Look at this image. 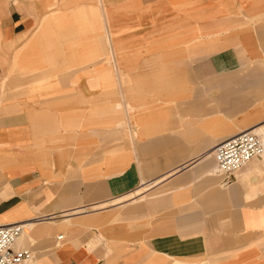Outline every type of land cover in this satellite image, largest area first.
I'll use <instances>...</instances> for the list:
<instances>
[{
	"label": "crops",
	"instance_id": "0c3cea01",
	"mask_svg": "<svg viewBox=\"0 0 264 264\" xmlns=\"http://www.w3.org/2000/svg\"><path fill=\"white\" fill-rule=\"evenodd\" d=\"M140 1L143 6L156 2L161 5V9L168 12L169 17L165 15L161 24L164 32L165 30L172 32L179 28L183 22L175 18L179 17L181 12L189 13L190 16L195 12L193 7L201 2L204 5L218 2L220 16L214 19L212 17L209 20L210 25L216 23L226 29L237 27L236 35L239 36H244L242 31L244 27H238L240 21L233 20V16L237 17L241 14L250 18L264 14L261 9L253 16L249 14L246 9L248 6L244 4L245 0H240V11L238 3L235 13H229L233 12L229 9V5H232L231 0H154L150 1L151 3L148 0ZM96 2L103 6L102 0ZM128 7L131 5L129 4ZM24 15L14 9L7 17L0 16L5 41L25 40L27 34L24 33L30 32L33 22L31 17L26 18ZM87 19L86 17L81 22ZM53 23L52 19L44 23L42 30L37 33L40 40L45 38L46 28L50 25L52 27ZM154 24L158 25L156 22ZM253 24L252 37L247 43L238 42L228 48L227 43L218 42L211 47H205L200 54L193 51V54L184 57L182 60H188L190 71L188 70L186 83L175 86L174 89L180 86L197 96L211 92L217 94L218 88L223 86L218 80L219 77L235 72L242 66L255 65L257 60L263 59L264 21ZM123 26L124 29H131V32L122 38L110 37L108 28H105L104 36L101 38L105 42L104 49L108 56L113 58L114 55L115 64L120 62L118 69L123 70L129 77L137 74L132 71L126 72V64L127 67L130 66L131 61L139 57V77L142 80L158 78L160 72L158 69L155 71L148 69L147 66L152 45L157 55L162 51L165 59L171 61V65L164 66L166 70H174L178 67L174 62H179L181 58H175L172 53L173 48L183 41L186 43V40L190 43L192 39L188 36L181 42L180 36H165V33L163 36L157 33L155 36L151 35L155 29L151 30L153 23L148 13L126 17ZM137 26L140 27L138 34L132 30ZM195 27L194 24L187 22L188 31ZM57 35L58 33H55L47 41H43V45L46 44L42 46V56L46 57L48 62L37 65V69L30 72L34 78L25 82V85H34L37 89L41 86L45 88L54 82L61 83L65 77L71 76L69 71L76 67L63 69L64 67H58V62L50 61L52 57L49 56L57 50L54 49ZM120 45L124 46V53L118 60L117 54L120 56L122 50ZM121 62L124 64L123 69ZM260 64L264 65V63ZM177 76L176 81L179 82L178 78L181 74ZM116 77L117 89H119L117 101L120 105L113 108L112 112L121 110L124 116L129 118V113L134 107L126 99L123 101L121 94L124 98L122 90L124 80L119 75ZM190 77L192 83L187 82ZM16 79L18 76H12L10 84L14 85ZM236 84L238 83L232 86ZM174 89H162L163 91L157 89L153 92L159 94L172 92ZM165 95L167 96L166 93L161 96L163 100L155 98L150 103L135 107L140 110L147 108L134 116L135 127L141 115L156 112V133L148 135L143 141L132 136L131 145L134 151L125 152L121 158L133 156L105 176L102 180V192L96 193L94 201L88 200L92 191L90 180H86L84 176L87 168L81 178L65 181L63 175L68 168L60 172H40L31 160L16 155L19 153L6 156L0 164L4 171L5 168L17 166L23 160L26 163L5 172L0 178V204L21 199L18 212L17 210L0 212V225L22 222L31 225L30 235L23 236L15 245L19 247L18 249L29 247L36 251L31 264H264V228L256 230L252 240L241 239L252 230L264 227V160L257 159L260 164H248L241 173L237 174L238 181L233 184L231 190L218 194L219 201L228 200L233 203L243 192L246 193V197H252L259 190L258 200L252 204L239 202L231 206L216 205L212 190L204 180L215 181V178H218L216 165H213L214 160L216 164L214 150L221 143L237 136L240 131L242 133L253 129H256L264 141V96L252 98V107L234 120L237 128L241 129L224 139L220 138L206 145V149L197 154L199 144L209 138L208 135L219 125L226 124L228 115L231 116L238 109L232 111L227 107L220 108L216 115L209 117H203L198 111V116H194L193 110L200 100H176L161 104L165 102L163 98ZM164 110L173 112V119L188 112V118L190 117L193 122V131L183 133V127L177 125L170 129L167 126L168 118ZM218 115H223L224 121L217 122L214 117ZM244 122L252 124L243 126ZM80 162L70 166H78ZM261 172L263 173L259 174ZM182 176L185 181L180 185V181H177ZM68 177L71 178L73 175L70 174ZM173 181L174 183L168 188V184ZM137 190H140V195L136 194ZM134 193L133 196L121 199ZM144 201L146 202L143 205L139 204ZM128 203L138 205L115 216V221L140 215L111 224V221H114L111 217L114 211L112 208L126 206ZM98 205L105 206L94 208ZM45 224L50 226L48 234L43 226ZM58 237H62L60 242Z\"/></svg>",
	"mask_w": 264,
	"mask_h": 264
},
{
	"label": "rangeland",
	"instance_id": "374dc122",
	"mask_svg": "<svg viewBox=\"0 0 264 264\" xmlns=\"http://www.w3.org/2000/svg\"><path fill=\"white\" fill-rule=\"evenodd\" d=\"M102 1L103 6L97 4L96 0H0V16L2 18L7 17L12 10L17 9L25 14L24 17H31L33 22V28L30 32L24 33L27 34V37L22 42L5 41L4 32L0 25V83H4V85H0V164L7 155L10 157L15 155V153H19L16 155L31 160L40 172H60L68 168L63 175L65 181L81 178L83 171L87 168L84 171V176L86 180H90L92 191L88 197L89 201H94L97 192L101 194L102 180H104L105 176L113 168L120 166L130 158L131 155L122 158L121 156L125 152L134 151L131 145L132 136L138 137L140 141H143L148 135L156 133V112H151L144 116L141 115L137 121L136 129L134 116L147 108L140 110L135 107L150 103L155 98L163 100L161 96L166 93L167 96H163L165 102H161V104L176 100H200L193 110L194 116H198L199 112L203 117L213 116L216 115L220 108L224 107L232 111L238 109L239 111L237 110L231 116L228 115L227 123L219 125L213 133L208 135L210 136L209 138L205 136L207 139L198 146L197 154H200L206 149V145L220 138L224 139L234 131L241 129L237 128L234 120L241 113L252 107V98L264 96V65L260 64L264 63V57L260 61L257 60L255 65L242 66L235 72L219 77L218 80L223 83V86L218 88L217 94H211V92L207 95L197 96L180 86L178 89H174L175 86L178 87V85L185 84L188 77V60H182L184 57L193 54V51L200 54L205 47H211L218 42L227 43L228 48L238 42H249L252 37L253 23L264 21V14L250 18L243 17L241 14L237 17L233 16V20L240 21L238 27H244V30H242L244 31V36H239L236 35L237 31L235 28L237 27L226 29L220 24L210 25L209 20L212 17L214 19V17L220 16L218 2L213 3L214 5H204L201 2L196 7H193L195 12L190 14V16L189 13L181 12L179 17L175 18V20L183 22L179 28L174 29L172 32H166V30L164 32L161 24L164 16L167 15L169 17V14L165 9H161V5L159 6L156 2L143 6L140 0ZM148 1L151 3L154 0ZM231 3L232 5H229V9L233 12L229 13L237 11L238 3L240 11V0H231ZM129 4L131 7H128ZM244 4L248 6L246 9L252 16L259 13L257 11L260 9L264 11V0H245ZM143 13L150 14V20L153 23V29L151 30L155 29L153 32L150 30L152 32L151 35L155 36L157 33L163 36L165 33V36H180L181 42L183 38H188V36L192 39L190 43L186 40V43L183 41L182 44L173 48L172 53L175 58H181L179 62H174L178 65L177 69L174 70H166L165 67L171 65V61L165 59L162 51L157 55L155 47L152 45L151 50H149L151 55H149V65L147 66L148 69L154 71L158 69L160 72H158V78H144L142 80L139 77V57L131 61L132 64L130 66L128 65L127 67L126 64V70L124 67L126 72L132 71L137 74L129 77L123 70L118 69L120 68V62L118 61L115 64L114 55L113 58L107 55L104 49L105 42L101 38L104 36L106 27L111 35L110 37L122 38L125 34L131 32L129 28L124 29V19L130 15L139 16ZM153 15L157 16L158 21L157 19L155 20ZM222 15H224L223 11ZM225 15L228 14L225 13ZM86 17L88 19L82 23L81 21L86 19ZM48 19H52L54 23L52 27L50 25L46 28L45 38L40 40L41 38L39 39L37 33L42 30L44 23ZM105 19L107 20L106 25ZM155 22L158 25H155ZM187 22L196 26L189 30L190 33L187 29ZM157 26L160 28L156 29ZM139 28L137 26L132 30L138 34ZM47 30L49 31L47 32ZM55 33H58L56 37L57 43L54 46V49L57 50L49 56L52 57L50 61L58 62V67H64L63 69L67 67L76 68L71 69L69 71L71 76L65 77L61 83L54 82L52 85L45 88H41V86L38 89L34 85H25V82L34 78L30 72L35 71L37 65L48 62L45 59L46 57L42 56V46L46 44L43 45V41H47ZM25 41L27 42L24 44ZM120 48L122 50H120V56L117 54L118 60L124 53V46L120 45ZM121 63L123 69L124 64L123 62ZM178 74H181L178 78L179 82L176 81ZM15 75L18 76V79L14 81V85H11L12 76ZM117 75L124 80L122 84L124 98L121 94L123 101L126 99L134 107L129 113V118L124 116L121 110L112 112L113 108L120 105V102L117 101L119 93ZM173 81L175 84H173ZM187 82L192 83L191 77ZM234 83L238 84L232 86ZM157 89L160 91H163L162 89L174 90L172 92H158L159 94L153 92ZM111 98H114V100ZM156 105L158 106V104ZM164 113L168 118L167 126L170 129H172V126L177 125L183 127V133L193 131V122L189 119L190 117L188 118V112H185L184 115H179L176 119L172 118L173 112L164 110ZM214 118H216L217 122L224 121L223 115H218ZM250 124L252 123L244 122L243 126H249ZM232 129L235 130L232 131ZM19 140L21 141L19 142ZM22 141L24 142L22 143ZM20 152L23 154L20 155ZM93 152L94 154L91 155ZM260 159L264 160V156ZM78 162H80L78 166H70ZM25 163L23 160L17 166ZM253 163L260 164L257 159L250 162L249 165ZM91 164L93 166H90ZM213 165H216L215 160ZM17 166L5 168V171L2 168L3 166H0V178L5 172ZM143 173L145 174L144 171ZM70 174L73 177H68ZM183 177L177 181H180V185L185 181ZM143 180L145 181V179ZM204 180L212 190L213 201L216 205L231 206L239 202L252 204L258 200L259 190L252 197H246V193L243 192L237 198L238 200L233 203L228 200L223 202L218 200V194L229 192L233 184L237 183V176L236 180L228 186H222L219 177L215 178V181ZM173 183L174 181L170 182L168 188ZM139 192L140 190H137L136 194L140 195ZM133 195L135 193L124 196L121 199ZM19 202H21L20 198L13 199L8 204H0V212L6 213L7 211L14 212L16 210L18 212V208H20L18 207ZM145 202H140L139 204L143 205ZM135 205L138 204L128 203L126 206L114 207L112 208L114 211L111 217L114 219L115 216L131 209ZM104 206L98 205L94 208H104ZM139 215L126 219L138 217ZM126 219L118 221L114 219L111 224L122 222ZM43 226L46 228V234H48L50 226L48 224ZM263 228L252 230L251 233L241 239L252 240L256 230ZM66 240L64 239V241ZM20 249L31 251L32 262L33 257L36 256V251L29 249V247Z\"/></svg>",
	"mask_w": 264,
	"mask_h": 264
},
{
	"label": "built area",
	"instance_id": "2783aa9c",
	"mask_svg": "<svg viewBox=\"0 0 264 264\" xmlns=\"http://www.w3.org/2000/svg\"><path fill=\"white\" fill-rule=\"evenodd\" d=\"M260 137L252 131L244 132L218 146L214 153L217 173L222 185L236 180L237 174L250 162L263 157ZM21 224L0 225V264H31L32 253L18 249L15 244L22 236ZM58 240H62L58 237Z\"/></svg>",
	"mask_w": 264,
	"mask_h": 264
},
{
	"label": "bare ground",
	"instance_id": "6f19581e",
	"mask_svg": "<svg viewBox=\"0 0 264 264\" xmlns=\"http://www.w3.org/2000/svg\"><path fill=\"white\" fill-rule=\"evenodd\" d=\"M247 131H252V132H254L255 134H257V135L260 137V139H261L262 145L264 146V141H263L262 137L256 132V129H253V130H247ZM247 131H244V132H247ZM244 132H242V133H244ZM239 133L242 134L241 131H240ZM240 134H238V135H240ZM238 135H237V136H238ZM235 137H236V136H235ZM233 138H234V137H233ZM231 139H232V138H231ZM229 140H230V139H229ZM227 141H228V140H227ZM225 142H226V141H225ZM223 143H224V142H223ZM223 143H221V144H223ZM221 144H220V145H221ZM220 145H218V146H220ZM218 146L215 148L214 153H215L216 149L218 148ZM263 156H264V153H263ZM247 165H248V164H247ZM247 165H246V166H247ZM246 166H245V167H246ZM245 167H244V168H245ZM244 168H243V169H244ZM243 169H242V170H243ZM217 175H218V177L220 178V180L222 181V177H221L218 173H217ZM234 181H235V180H234ZM234 181H233V182H234ZM233 182H232V183H233ZM232 183H230V184H232ZM221 184H222V183H221ZM230 184H228V185H230ZM228 185H222V186H228ZM17 224H21V225L24 226V232H23V234H22V236H21L20 238H22V237L25 236V235H28V236L30 235L29 230H30V226H31V225H30L28 222H22V223H17ZM20 238L17 240V242L20 240ZM61 238H62V237H61ZM17 242H16V243H17ZM15 245H16V244H15Z\"/></svg>",
	"mask_w": 264,
	"mask_h": 264
}]
</instances>
